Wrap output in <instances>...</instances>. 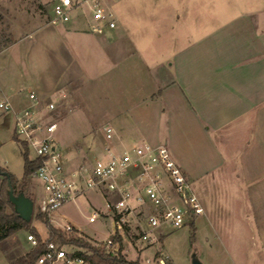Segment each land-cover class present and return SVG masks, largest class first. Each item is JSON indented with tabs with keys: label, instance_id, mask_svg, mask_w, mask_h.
<instances>
[{
	"label": "rangeland",
	"instance_id": "1",
	"mask_svg": "<svg viewBox=\"0 0 264 264\" xmlns=\"http://www.w3.org/2000/svg\"><path fill=\"white\" fill-rule=\"evenodd\" d=\"M72 1L81 2V6L76 4L70 17L88 27L87 22L93 21L95 0ZM98 1L105 10L112 13L115 21V27L106 30L107 34L112 35L108 36L110 40L115 41L111 45L107 43L108 49L114 51L115 56L109 61L103 59L105 49L100 46L96 35L104 34L95 35L89 30L81 36L73 34V43L70 44L66 39L65 42L79 50L78 56L84 68H87L89 78L85 85H58L51 95L44 93L38 96L42 104L54 101L55 108L49 117L59 123L56 141L69 169L87 167L100 154L103 144L107 141L116 143L115 135L111 139L106 138L105 126H112L122 136V131H126L128 127L140 131L144 123L151 119L148 115L146 120L145 115L137 117L138 120L133 116L144 106V96L147 93H157L160 89L154 76L161 68L168 69L167 64L173 59L175 51L192 44L196 61L202 59V56L209 58L205 51H208L207 43L212 44L211 34L215 35L229 20L246 16L257 20L255 38L264 45V0ZM52 2L53 0H0V76L7 81L13 80L12 85H21L22 88L33 85L34 82L45 85L52 76L53 60L58 58L62 61L61 35L55 29L59 25L50 22ZM78 37H81L80 41L77 40ZM10 47L16 54L7 52ZM56 50L58 57L53 55ZM251 66H256L254 77L263 79L264 69L258 73L259 67L254 64ZM201 68L200 71L203 69ZM229 73L232 72L229 70ZM248 73L241 72L234 82L245 81L244 79L249 78ZM57 74L61 81V66L57 68ZM228 76L231 77L229 74ZM233 87L234 85L226 87L230 94L234 92ZM227 97L228 95L225 98L229 99ZM163 109L162 107L160 132L166 134L169 114ZM246 115L248 114L245 113L243 117L241 114L237 115L233 122L217 130L205 129L204 126L202 131L182 128L181 135L190 138L191 144L200 139L203 144L199 145H205L206 148L204 152L198 153L193 152L195 149L190 146L194 154L186 152L183 155L188 158L187 167H184L186 176L204 211L193 223L179 229H164L156 235V240L147 243L138 240L139 233L134 222L136 218L131 217L129 223L132 227H125L128 232L122 237L121 254L126 260L137 264H156L147 263V259L157 257L160 255L159 251H163L166 256L164 264H191L192 253L203 264H258L256 253L259 235L253 234L254 220L245 212L251 211V208L237 177V173H240L239 155L236 152L229 154L228 150V144L235 151L239 145L242 146L244 140H248L249 131L245 139V129H238L241 117ZM179 116L176 115V118ZM13 124L11 112L0 109V167L19 181L23 176V156L21 146L14 139ZM125 142L132 145L140 142V139ZM211 142L219 150L218 154H208ZM121 148L120 146L118 149ZM171 151L172 155L179 157L177 150ZM28 156L32 159L34 153L29 151ZM177 156L176 160L179 159ZM189 162L192 169H188ZM207 165L211 166L210 169H207ZM195 173H200L201 176L195 177ZM21 189L33 199L36 209V201L42 190L33 174L26 184L16 183L15 191ZM103 209L104 200L90 192L75 203L61 207L59 211L80 228L78 233H64L65 238H78L92 247H101L102 241L113 227L99 219L95 223H89L86 217L94 210ZM33 214L27 228L19 229L0 242V264H4L7 258L11 260L32 249L26 239L29 233L36 231L42 239L48 237L46 225L33 218ZM60 220L48 221L50 225L60 229L63 224ZM66 248L91 254L83 246L66 243Z\"/></svg>",
	"mask_w": 264,
	"mask_h": 264
},
{
	"label": "crops",
	"instance_id": "2",
	"mask_svg": "<svg viewBox=\"0 0 264 264\" xmlns=\"http://www.w3.org/2000/svg\"><path fill=\"white\" fill-rule=\"evenodd\" d=\"M73 3L74 6L76 4L81 6V2L74 1ZM256 22L257 20L252 19L250 16L240 17L236 20H229L228 24H224L220 30L216 31L215 35L212 33L210 36L212 40H210L213 45H208V43L206 45L210 53L205 51L209 58L202 56V59L196 61L192 44L175 51L173 59L167 64L168 69L162 70L161 68L154 76V80L158 82L160 89L157 93H147L143 98L145 101L144 106L138 109L137 115L133 116L136 119L145 115L144 120H146L148 115L151 119L144 123L140 131L128 127L126 131H122V136L115 131L116 143L107 141L101 146L100 153L105 152L107 148L117 150L120 146L131 147L134 144L129 145L125 141L132 139L147 140L153 145L163 143L168 147L171 155V149L173 151L177 150L179 157L176 156L179 159L176 160L174 154L175 158H173L186 174L185 168L187 167L186 160L188 158L187 155H183L186 152L192 154H194L193 152H204L206 148L205 145H199L200 143L203 144L200 139H197L195 144H191L190 138L188 139L184 134L181 135L182 128L186 130L194 128L202 131L204 126L205 129L217 130L233 122L237 115L241 114L243 117L247 113L246 117H241L238 129H245V139L246 133L249 131L248 140H244L242 146L239 145L235 151L232 148L230 149L231 145L228 144V150L229 154L236 152L239 155L240 173H237V177L241 181L251 208V211L247 210L245 212L248 216L251 215L254 220L255 228L253 230L255 233L253 232V234L259 235L256 262L264 264V77L263 79H257L253 75L256 72L255 65L259 67L258 73L264 69V45L255 38ZM57 25L59 27L55 29L61 35L63 47L62 61H59L58 58L55 61L53 60L52 76L48 83L43 85V83L34 82L33 85H26L25 88H22L21 85H12L13 80L7 81L6 78L0 76L2 95L8 97L14 110L28 104L29 91L35 92L39 97L44 93L51 95L58 85H85L86 80L89 78L87 68H84L81 58L78 56L79 50L73 49V45H70V47L65 42L66 39L70 44L73 43L72 35L81 36L82 33L88 32V27L80 25L77 20L72 18L68 22ZM103 34L95 35L98 36L100 46L105 49L103 59L109 61L115 56V53L108 49L107 43L111 45L115 41L110 40L108 36L112 35L107 34V32ZM77 40L80 41L81 37H78ZM11 48L7 52L16 54ZM57 52L58 50L54 51L53 55ZM205 53L203 52V55ZM56 57H58V54H56ZM165 63L162 64V67ZM252 64L255 67H252ZM59 66L62 67L63 71L61 81L57 74ZM199 67L203 69L201 68L200 71ZM227 68L232 73H229ZM245 71L249 72V78L244 79L245 81L239 82L236 80L234 82V79ZM208 72L211 73L208 74ZM227 85H234L232 94L226 89ZM226 95L229 99L225 98ZM162 107L169 114L166 121V127H168L166 134L160 132ZM10 112L14 122L13 110ZM176 115L180 116L176 118ZM187 119L190 120L187 122ZM203 132L201 135H203ZM190 146L195 151L191 152ZM208 151V154L212 155L219 152L212 142ZM188 165V169H192L191 162ZM210 167V165H207V169H210ZM202 170L205 169L202 168ZM199 174L195 173L194 176H201ZM69 221L75 225L70 218ZM9 261L7 258L3 263L8 264Z\"/></svg>",
	"mask_w": 264,
	"mask_h": 264
},
{
	"label": "built area",
	"instance_id": "3",
	"mask_svg": "<svg viewBox=\"0 0 264 264\" xmlns=\"http://www.w3.org/2000/svg\"><path fill=\"white\" fill-rule=\"evenodd\" d=\"M72 0H53L50 22L65 23L70 20L74 8ZM93 21L87 22L88 30L103 34L115 27L111 12L105 10L98 0L93 4ZM29 102L14 110L8 97L0 89V109L14 113L13 132L18 143H24L34 153L32 159L39 161L32 173L39 182L42 194L37 198L36 210L48 220L63 222L60 230L73 233L80 228L73 225L61 207L75 203L87 193L104 200L103 210H94L86 218L89 223L99 220L113 229L101 243L107 253L115 254L123 247V236L131 228L135 217L138 240L147 243L156 240L164 229H179L203 213V207L194 193L191 183L181 166L175 161L165 144L153 145L147 140L120 150L107 148L94 158L87 167L67 168L56 141L59 123L50 118L54 101L41 102L35 92H28ZM106 138L115 135L112 126H105ZM121 237V241L118 240ZM32 247L38 243L33 233L26 236ZM43 241L45 239H42ZM70 244V243H67ZM73 245V244H72ZM118 248L116 249V246ZM147 263L164 264L165 255ZM32 264H91L84 252L67 249L66 243L49 240Z\"/></svg>",
	"mask_w": 264,
	"mask_h": 264
},
{
	"label": "trees",
	"instance_id": "4",
	"mask_svg": "<svg viewBox=\"0 0 264 264\" xmlns=\"http://www.w3.org/2000/svg\"><path fill=\"white\" fill-rule=\"evenodd\" d=\"M19 145L22 148L23 156L22 178L18 181L13 176V174L0 167V242L13 235L19 229L27 228L29 225L28 223L31 221L30 220L27 222L20 218L14 211L13 204L8 200V179L11 182V186L13 187L15 194L19 191H23L25 195H27L24 189H21L18 192L15 191L16 183H19L21 185L26 184L31 174L39 165V161L37 159L29 158V150L27 149L26 145L24 143H19ZM33 213V218L40 220L46 225L48 237L43 241L40 235L36 231H33L34 236L38 240L37 245L32 247L30 251L11 259L8 264H32L34 259L43 251L45 243L49 240H59L62 243H70L73 245L88 248V250L91 251V254H85L90 260L91 264H137L124 258V256L121 254L122 248H120L115 254H110L107 253L106 250H104L102 247H92L89 243L83 242L78 238H65L64 233L60 229H57L50 225L45 215L36 210H34ZM191 223H193V221L189 222V224ZM193 236L194 234L192 232L191 238H193ZM117 238L119 241H121L120 236H118Z\"/></svg>",
	"mask_w": 264,
	"mask_h": 264
},
{
	"label": "water",
	"instance_id": "5",
	"mask_svg": "<svg viewBox=\"0 0 264 264\" xmlns=\"http://www.w3.org/2000/svg\"><path fill=\"white\" fill-rule=\"evenodd\" d=\"M9 189H8V200L13 204L14 211L17 215L25 221H30L33 214V200L25 195L23 191L14 193L11 182L8 179ZM118 245L116 246V249ZM191 264H203L197 257L195 253L191 254L190 257Z\"/></svg>",
	"mask_w": 264,
	"mask_h": 264
}]
</instances>
